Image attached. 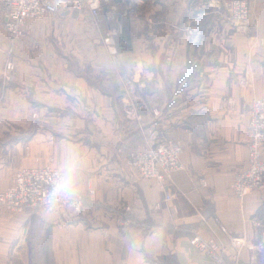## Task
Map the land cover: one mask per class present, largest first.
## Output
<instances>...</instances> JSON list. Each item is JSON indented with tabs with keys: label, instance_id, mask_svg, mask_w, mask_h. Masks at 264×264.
Segmentation results:
<instances>
[{
	"label": "crops",
	"instance_id": "obj_1",
	"mask_svg": "<svg viewBox=\"0 0 264 264\" xmlns=\"http://www.w3.org/2000/svg\"><path fill=\"white\" fill-rule=\"evenodd\" d=\"M225 1L139 0L132 16L109 4L96 25L68 13L25 24L0 96V192L16 169L58 168L75 149L87 202L75 217L0 211V264H213L193 233L225 261L264 264V192L229 191L246 163L249 103L264 98V0L252 1L244 34ZM118 23L132 51L110 54L103 38ZM180 37L179 57L158 40ZM9 47L0 30V74ZM147 128L182 147L181 195L169 202L125 162ZM125 208L135 224L123 234L114 214Z\"/></svg>",
	"mask_w": 264,
	"mask_h": 264
},
{
	"label": "built area",
	"instance_id": "obj_2",
	"mask_svg": "<svg viewBox=\"0 0 264 264\" xmlns=\"http://www.w3.org/2000/svg\"><path fill=\"white\" fill-rule=\"evenodd\" d=\"M139 0H0V30L12 46L24 37L25 24L28 21L44 22L50 17L68 13L82 16L84 22L96 25L100 11L107 17L109 4H117L123 16L137 11ZM253 0H226L224 8L229 24L239 34L246 33L251 19ZM102 7H104L102 9ZM114 9V8H113ZM106 39L113 44L112 38L118 37V46L128 48L125 41L129 39L128 29L118 23ZM124 40V41H123ZM110 53H116L114 48ZM11 50L6 52L3 71L10 74L14 70ZM246 163L242 170L233 173L229 190L238 199L254 191L264 192V160L260 158L259 149L264 144V98L251 100L248 109ZM146 134L152 140L148 149H133L126 153V165L140 181L152 182L159 192L164 194V201H170L180 194L172 181L174 174L183 170L181 163L182 147L175 142H162L155 129H148ZM57 168H24L13 173L9 186L0 192V211L8 214L37 213L43 215L42 206L52 182V173ZM201 187L205 181L199 180ZM90 201V199H89ZM87 199L79 195V203L72 207L62 205L58 215L75 217L80 215ZM128 209L117 211L115 221L121 232L126 233L135 222L127 216ZM189 244L198 253L206 256L213 264H238L236 259L225 261L222 246L213 240H205L193 233Z\"/></svg>",
	"mask_w": 264,
	"mask_h": 264
},
{
	"label": "clouds",
	"instance_id": "obj_3",
	"mask_svg": "<svg viewBox=\"0 0 264 264\" xmlns=\"http://www.w3.org/2000/svg\"><path fill=\"white\" fill-rule=\"evenodd\" d=\"M79 170L80 155L73 149L65 163L52 173V182L42 206L45 217L54 218L62 205L75 207L79 203ZM162 235L163 230L157 229L153 238H162Z\"/></svg>",
	"mask_w": 264,
	"mask_h": 264
},
{
	"label": "rangeland",
	"instance_id": "obj_4",
	"mask_svg": "<svg viewBox=\"0 0 264 264\" xmlns=\"http://www.w3.org/2000/svg\"><path fill=\"white\" fill-rule=\"evenodd\" d=\"M104 7H102V9H103ZM110 8H114L115 10H117V8H118V6H117V4H111L110 6H108V9H110ZM107 9V8H106ZM102 14H103V12H102V10L100 11V16H102ZM109 14V13H108ZM135 14H137V11H135V13L133 12V13H130V16H132V15H135ZM101 18V17H100ZM112 29H108V31H107V33H106V35H105V37L103 38V42L105 43V45H107V50H108V53H110V49L111 48H114V50L115 51H117L118 49L119 50H122L119 46H118V44H119V38L118 37H113L112 38V41H113V44H107L106 43V39H108L109 37H108V33L111 31ZM72 38H68V37H66V39H65V42L66 41H70ZM116 39V40H115ZM164 39V38H163ZM163 39H158L159 40V42H160V46L161 47H164V50H166V49H168V50H170V53H172L171 55H174V56H177V57H179V51H180V49L183 47V42L186 40V38H183V37H180V38H174V39H165V40H163ZM153 40H156V39H153ZM166 40H169L168 42L166 41ZM124 41V40H123ZM125 43H126V45H128V48H124V50H123V52H130V51H132V41H130L129 39L128 40H126L125 41ZM17 44V42L16 43H14L11 47H9V49L10 50H12L13 48H14V46ZM68 45V44H67ZM7 50V49H6ZM6 50H5V53H4V55L6 54ZM9 50H7V52H8ZM77 54H81V51H78L77 52ZM111 54V53H110ZM113 54H115V53H113ZM72 60H74V58H72ZM75 61V60H74ZM14 62V61H13ZM15 65V64H14ZM14 70H15V67H14ZM14 70L10 73V74H5V72L4 71H2L1 72V74H0V96H1V94H2V96H3V93H4V91L6 90V87H7V85H8V83H10L11 81H12V75H13V73H14ZM241 84H243V83H241ZM251 102V101H250ZM136 104H141V102H139V101H136L135 102ZM250 104V103H249ZM83 106H86V104L84 103L83 104ZM248 109H249V107H248ZM153 113L155 114V115H157V111L156 110H153ZM36 115H34V117H35ZM151 129V128H150ZM147 130H148V128L147 129H143L142 130V133H141V136L142 137H140L141 138V141H142V143L141 144H143V146L142 147H138V148H136V149H142V150H146V149H148L149 148V146L151 145V143H152V140L150 139V137L146 134V132H147ZM155 131H156V133H157V137L159 138V136L161 137V135H160V133L158 134V132H157V130L155 129ZM160 140L159 141H162V142H168V141H166V140H163V139H161V138H159ZM133 149H135V148H133ZM132 148L130 149V148H128L127 149V152L126 153H128L129 151H131V150H133ZM259 153H260V158L262 159V160H264V144L261 146V148L259 149ZM54 152L52 151V155L50 156V158H52V162L54 161ZM125 156H126V154H125ZM125 161H126V158H125ZM46 166H49V165H45V166H43V167H46ZM42 167V166H41ZM49 167H54L53 165L52 166H49ZM24 168H30V167H21V168H19V169H24ZM34 168H37V167H34ZM38 168H40V167H38ZM54 168H56V167H54ZM19 169H16V170H19ZM15 170V171H16ZM14 171V172H15ZM231 182V181H230ZM205 184H206V182H205ZM229 185H230V183H229ZM206 187V186H205ZM176 190V189H175ZM177 191V190H176ZM230 191V190H229ZM178 192V191H177ZM162 195H163V201H164V194L162 193V192H160ZM230 193H231V191H230ZM180 194V193H179ZM232 194V193H231ZM181 195V194H180ZM179 195V196H180ZM233 195V194H232ZM178 196V197H179ZM234 196V195H233ZM235 197V196H234ZM164 202H169V201H164ZM126 209V208H125ZM128 209V212H126V214H127V216H128V213L130 212V210H129V208H127ZM15 215H18V214H15ZM128 217H130V216H128ZM131 218V217H130ZM131 220H133L132 218H131ZM0 249H3L4 251H5V249H6V244H4V243H0ZM1 264H9L8 262H2Z\"/></svg>",
	"mask_w": 264,
	"mask_h": 264
}]
</instances>
